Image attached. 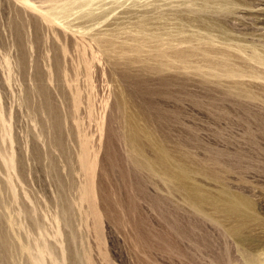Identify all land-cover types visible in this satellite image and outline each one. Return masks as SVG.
Instances as JSON below:
<instances>
[{
  "label": "rangeland",
  "instance_id": "374dc122",
  "mask_svg": "<svg viewBox=\"0 0 264 264\" xmlns=\"http://www.w3.org/2000/svg\"><path fill=\"white\" fill-rule=\"evenodd\" d=\"M54 1L0 0V264H264V81L223 77V59L178 66L175 48H190L176 40L203 33L182 21L199 9L190 0ZM248 1L229 23L244 25L233 35L250 47L264 42V0ZM48 12L61 19L46 21ZM17 22L26 27L25 75ZM35 61L61 109L66 155L50 141L47 115L28 110L27 95L38 100ZM130 124L140 156L124 141ZM158 150L207 195L228 189L254 202L259 220L244 244L214 207L186 200Z\"/></svg>",
  "mask_w": 264,
  "mask_h": 264
},
{
  "label": "bare ground",
  "instance_id": "6f19581e",
  "mask_svg": "<svg viewBox=\"0 0 264 264\" xmlns=\"http://www.w3.org/2000/svg\"><path fill=\"white\" fill-rule=\"evenodd\" d=\"M52 1V0H51ZM54 1V0H53ZM198 0H190V3L194 6H199V9L191 10L190 16H184L182 21L190 26L196 27L202 34L190 35L186 38H178L177 45L188 44L189 50L175 48L174 61H177L178 66L180 68H189L190 64H196L198 66L201 65H212L217 63H222L223 59V77L229 78H250L255 80L264 81V42L262 41H254L252 39L251 46L247 47L242 45L241 38L238 36H234L235 33H242L244 25L238 22L239 20L230 21L232 18V14L235 13V5H244L249 6L251 2L248 0H201L200 4L194 3ZM55 2V1H54ZM71 3V2H70ZM79 3V1H78ZM177 3V2H175ZM217 3H220L219 5ZM54 4V3H53ZM69 4V3H68ZM67 4V5H68ZM85 4V3H84ZM82 4V5H84ZM72 5H75L72 4ZM178 5V4H177ZM57 5H55L54 9ZM69 6V5H68ZM81 6V5H80ZM82 8V7H80ZM179 6V5H178ZM257 6V5H256ZM49 7V6H48ZM59 7V6H58ZM57 7V8H58ZM67 7V6H66ZM65 7V8H66ZM240 7V6H239ZM52 8V7H51ZM61 8V7H60ZM180 8V7H179ZM46 9V8H45ZM59 9V8H58ZM188 10V8H186ZM51 11L50 9H48ZM53 10V9H52ZM70 11V9H68ZM73 10V9H72ZM82 10V9H81ZM184 10V9H183ZM186 10V11H187ZM55 11V10H54ZM59 11V10H58ZM67 11V9H66ZM244 11V10H243ZM52 12V11H51ZM60 12V11H59ZM181 12V10H180ZM247 12V11H246ZM167 12H165L166 14ZM169 13V11H168ZM176 13V12H175ZM187 13V12H186ZM67 14V12H65ZM251 14V13H250ZM249 14V15H250ZM58 13H47L44 19L48 22H53L58 20ZM61 15V14H60ZM176 15V14H173ZM180 15V14H178ZM245 15L244 13L242 14ZM252 15V14H251ZM255 15V14H254ZM62 16V15H61ZM70 16V14H69ZM164 16V14H163ZM181 16V15H180ZM248 16V15H246ZM253 16V15H252ZM165 17V16H164ZM171 17V16H170ZM21 18V17H20ZM94 18V17H93ZM61 19V18H60ZM97 19V17L95 18ZM91 20V19H89ZM94 20V19H93ZM99 20V19H98ZM174 20V19H173ZM234 20V19H233ZM257 20V19H256ZM259 20V19H258ZM21 21V20H20ZM150 21V20H149ZM176 21V20H175ZM89 22V21H88ZM168 22V21H167ZM244 22V21H242ZM252 22V21H250ZM260 22V21H259ZM264 22V21H263ZM33 23V22H32ZM35 23V22H34ZM159 24V22H157ZM178 23V22H177ZM145 24V22H144ZM180 24V23H179ZM182 24V23H181ZM255 24V23H254ZM15 33H16V44L18 49L20 50L19 56V65L22 69L24 75L27 70V53H26V43H25V33L24 27L22 23L15 24ZM36 26V25H34ZM39 26V25H38ZM135 26V25H134ZM137 26V25H136ZM141 26V25H140ZM143 26V25H142ZM150 26V25H148ZM185 25H183L184 27ZM248 26V25H247ZM246 26V27H247ZM33 27V26H32ZM157 27V26H156ZM82 28V27H81ZM140 28V27H139ZM160 28V27H159ZM155 29V28H154ZM196 29V30H197ZM34 30V29H33ZM137 30V29H136ZM190 30V29H189ZM35 31V30H34ZM178 31V30H177ZM249 31V30H248ZM114 32V31H113ZM245 32V31H244ZM251 32V31H250ZM260 32V31H259ZM179 33H183L180 30ZM255 33V32H254ZM55 34V33H54ZM62 34V33H61ZM117 34V33H116ZM168 34V33H167ZM190 34V32H189ZM188 34V35H189ZM36 35L38 36V31H36ZM240 36V35H239ZM28 37V36H27ZM47 37V36H46ZM33 38V37H32ZM155 39V37H154ZM244 39V38H243ZM247 39V38H246ZM39 41V40H38ZM62 41V40H61ZM146 41V40H145ZM220 42L223 44V49L211 47L212 43ZM28 43V42H27ZM36 43V42H35ZM44 43V42H43ZM65 43V42H64ZM36 45V44H35ZM39 45V44H38ZM37 45V46H38ZM42 46V45H41ZM216 46V45H215ZM28 47V46H27ZM57 47V46H56ZM70 46H68L69 48ZM160 48V47H159ZM187 48V49H188ZM193 48V50H191ZM63 51V50H62ZM200 51V54L197 52ZM37 53V52H36ZM172 53V52H171ZM39 54V52H38ZM172 54V55H173ZM19 55V52H18ZM37 55V54H36ZM41 55V54H40ZM55 55V54H54ZM59 55V54H58ZM202 55L203 58L198 60L196 59L194 62L190 61V56H198ZM29 56V55H28ZM47 56V55H46ZM77 56V55H76ZM154 56V55H153ZM159 59L166 58L168 53L166 50H161L160 54L157 55ZM18 57V56H17ZM41 57V56H40ZM61 56H55L53 58L52 66L54 71L58 73V76H63L62 74V59ZM220 58V61L215 60L216 58ZM34 58V57H33ZM36 58V57H35ZM42 58V57H41ZM45 58V57H44ZM48 58V57H47ZM51 58V57H50ZM66 58V57H65ZM125 59V58H124ZM154 59V58H153ZM52 60V59H51ZM69 60V58L67 59ZM18 61V60H17ZM45 61V60H44ZM63 61V60H62ZM150 61V60H149ZM31 62V61H30ZM82 62V61H81ZM41 63V62H40ZM32 64V63H31ZM48 66V65H47ZM19 67V66H18ZM30 67V66H29ZM34 71L32 73L33 80L35 82L33 92L34 96L38 97V100L35 104L31 105L29 101L30 98L27 95V105L28 110L32 106L34 111L43 112L47 115V121L49 125V130L51 131L50 141L51 143L63 154L66 155V142H65V133L63 127V116L61 113V109L57 102L55 101L54 95L46 85L44 81V73L41 69L40 64L35 61L34 62ZM43 68V67H42ZM156 69V68H154ZM214 69V68H213ZM19 70V69H18ZM53 70V69H52ZM68 70V69H67ZM148 70V69H147ZM215 70V69H214ZM32 71V70H31ZM53 71V72H54ZM27 72H29L27 70ZM22 73V72H21ZM29 74V73H28ZM53 74V73H52ZM23 76V75H22ZM56 76V75H55ZM172 76V75H171ZM170 76V77H171ZM26 78V77H25ZM62 78V77H61ZM60 78V79H61ZM157 78V77H156ZM162 78V77H161ZM29 79V78H28ZM59 79V78H58ZM170 79V78H169ZM32 80V81H33ZM156 80V79H155ZM171 80V79H170ZM68 81V80H66ZM136 81V80H135ZM138 82V81H137ZM248 82V81H247ZM251 82V81H250ZM57 83V81H56ZM61 83V81H60ZM255 83V82H254ZM48 84V83H47ZM257 84V83H256ZM56 85V84H55ZM28 87V86H27ZM26 87V88H27ZM56 87V86H55ZM59 87V86H58ZM57 87V88H58ZM62 88V87H60ZM148 88V87H147ZM236 88L240 93L243 94H253L254 91L250 86H248L245 82H236ZM262 88V86H261ZM255 89V88H254ZM258 89V88H257ZM27 90V89H25ZM29 90V89H28ZM31 90V89H30ZM57 91V89H55ZM259 90V89H258ZM63 91V90H62ZM65 91V90H64ZM215 91V90H214ZM231 91V90H230ZM32 92V91H31ZM30 92V93H31ZM67 92V91H66ZM29 93V95H30ZM61 93V91L59 92ZM58 93V94H59ZM231 93V92H230ZM236 93V92H235ZM257 93V92H256ZM28 94V93H26ZM32 94V93H31ZM63 94V93H62ZM66 94V93H65ZM145 94V92H144ZM260 94V93H259ZM146 96V95H145ZM151 96V95H150ZM264 96V95H262ZM24 97V96H23ZM167 97V96H165ZM33 98V96L31 97ZM61 98V97H60ZM37 98H35L36 100ZM261 99V98H260ZM31 100V99H30ZM63 100V98H62ZM222 100V99H221ZM58 101V100H57ZM73 101V99H72ZM66 102V101H65ZM261 102V101H260ZM34 103V102H33ZM26 104V103H25ZM121 104V103H120ZM26 106V105H25ZM26 106V107H27ZM31 109V108H30ZM256 110V109H255ZM255 112V111H254ZM34 113V112H33ZM37 115V114H36ZM67 116V115H66ZM35 117V116H34ZM42 120V119H41ZM68 120V119H67ZM1 121V120H0ZM39 121V120H38ZM261 122V121H260ZM68 124V123H67ZM130 132L124 136L126 145L136 152L137 155H142L145 150V145L141 141V137L139 135V130L130 124ZM45 126V124H43ZM44 128V127H43ZM42 129V128H41ZM45 129V128H44ZM48 129V128H47ZM46 129V131H47ZM75 131V130H74ZM73 131V132H74ZM43 132V131H42ZM48 133V132H47ZM42 135V134H41ZM46 135V134H45ZM68 138V137H67ZM47 140V138H46ZM1 142V141H0ZM69 143V142H68ZM2 144V143H1ZM50 145V143H49ZM68 145V144H67ZM7 147V146H6ZM0 148L1 147L0 145ZM69 149V148H68ZM57 151V150H56ZM161 151V150H160ZM60 153V154H61ZM5 154V153H4ZM62 154V155H63ZM113 154V153H112ZM6 155V154H5ZM44 156V155H43ZM176 156V154H175ZM7 158V157H6ZM55 158V157H54ZM52 158V159H54ZM59 158V157H58ZM157 162L166 169L167 171H172V176L175 180H177V185L180 190L185 193L186 200L191 204L199 208H204L205 206H212L218 212L223 214V217L228 220L230 224L231 233L235 236V238L242 243L247 239L244 236L245 230L256 223L258 217L255 215V204L249 199L246 195L242 193H233L230 190H225L223 196L219 195H207V193L201 188L199 184H189L185 182L184 178L180 177V173H177V170L173 171L167 165L166 159L159 153H157ZM3 159V158H2ZM21 159V158H20ZM51 159V158H50ZM63 159V158H62ZM71 159V158H70ZM23 160V159H22ZM21 160V161H22ZM56 160V159H55ZM58 160V159H57ZM183 161V160H182ZM187 161V160H186ZM46 162V161H45ZM55 162V161H53ZM58 163V162H56ZM60 163V162H59ZM244 163V162H243ZM50 164V163H49ZM52 164V163H51ZM24 165V164H23ZM22 165V166H23ZM20 164V167H22ZM49 168V167H48ZM20 169V168H18ZM25 169V168H24ZM21 173V172H20ZM19 173V174H20ZM25 173V170H24ZM23 174V173H22ZM21 174V175H22ZM24 175V174H23ZM60 176V175H59ZM24 177V176H23ZM73 178V177H72ZM131 202V201H130ZM10 204V203H9ZM257 204V203H256ZM5 207V206H4ZM9 207V206H8ZM7 207V208H8ZM29 208V207H28ZM65 208V207H64ZM22 211V210H21ZM69 221V220H68ZM72 223V222H71ZM227 223V222H226ZM227 226V225H226ZM184 229V227H183ZM190 230V229H189ZM227 236V235H226ZM86 237V236H85ZM5 238V237H4ZM3 239V238H2ZM244 244V243H243ZM205 245V244H204ZM68 246V245H67ZM72 245H70L71 247ZM71 250V249H69ZM74 250V249H73ZM72 250V251H73ZM182 252V251H181ZM94 256V253H93ZM97 257V255H96ZM98 258V257H97ZM248 259V258H247ZM255 259V258H254ZM253 259V260H254ZM251 260V259H250ZM261 260V257H260ZM99 261V259H98ZM256 261V260H255ZM262 261V260H261ZM100 262V261H99ZM263 264V263H262Z\"/></svg>",
  "mask_w": 264,
  "mask_h": 264
}]
</instances>
